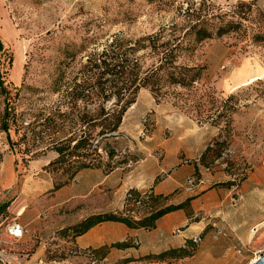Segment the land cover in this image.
I'll return each mask as SVG.
<instances>
[{"label": "rangeland", "instance_id": "rangeland-1", "mask_svg": "<svg viewBox=\"0 0 264 264\" xmlns=\"http://www.w3.org/2000/svg\"><path fill=\"white\" fill-rule=\"evenodd\" d=\"M168 1L0 0V85L8 91L5 96L0 90V161L13 159L20 175L32 163L56 162L54 149L64 147L62 165H55L57 171L52 173L67 182L80 170V163L108 171L134 162L138 153L128 145L146 140L160 125L166 126L165 131L169 127L190 129L200 135L205 146V166L230 151L226 167L221 168L231 175L227 181L235 186L231 178L238 174L251 179L245 189H232L225 218L229 223L249 221L254 224L252 232L259 225L261 228L244 244L224 231H218L222 239L215 240L221 249L235 254L237 264H249L254 253L264 250V0H208L221 9L220 14H226L225 20L241 25L222 36L213 32L200 43L185 42L187 49L175 52L176 72L196 69L192 81L186 87L168 84L167 73L159 69V91L153 93L146 87L137 92L116 137L89 141L75 153L71 150L78 135L84 132L91 137L99 130L79 125V115L87 111L93 117L101 107L109 109L114 100L105 103L93 98L71 107L64 87L59 93L54 91L55 79L62 72L64 84L79 83L86 57L101 52L111 40L122 39L126 46H133L140 38L179 24L175 9L184 7L185 0ZM179 27L176 35H182ZM170 53L166 52V68L172 65ZM134 55L143 71L157 62L148 49ZM160 60L159 56V65ZM116 92L109 89L105 95ZM5 103L11 110L7 118ZM67 138L69 148L59 144ZM107 152H112V157ZM194 160H185L190 161L186 165H193ZM120 210L121 203L113 213ZM23 240L7 245L18 257L13 264H91L90 260L95 264H185L179 262L178 255L163 262L152 256L126 263L129 258L104 259L94 253L90 259L58 241L46 247L42 256L31 259L30 250L22 247Z\"/></svg>", "mask_w": 264, "mask_h": 264}, {"label": "crops", "instance_id": "crops-1", "mask_svg": "<svg viewBox=\"0 0 264 264\" xmlns=\"http://www.w3.org/2000/svg\"><path fill=\"white\" fill-rule=\"evenodd\" d=\"M165 128L160 125L146 140L128 145L138 153L134 162L118 164L108 171L103 166L85 168L67 182H63L60 174L43 170L48 162L32 163L17 175L13 159H3L0 208L4 205L7 208L5 215L0 214V220H15L25 227L22 247L30 250L31 259L42 256L46 247L58 241L77 253L88 249L104 259L137 260L172 250L193 249L190 256L179 262L237 264L233 260L235 254L221 249L215 240L222 239L218 231L236 236L242 244L251 236L254 224L247 220L229 223L225 218L232 189H245L251 179L233 186L227 181L231 175L219 167L210 173L203 172L205 146L200 135L190 129L167 127L165 131ZM198 157H202L201 166L184 164L185 160ZM191 176L203 180L195 192L185 188V181ZM148 188L154 189L158 196V210L181 208L159 217L149 230L103 221L78 236L73 234V229L85 219L118 210L127 190ZM176 230L181 233L176 234ZM196 235L202 239L197 247L190 242ZM133 241L138 245H133Z\"/></svg>", "mask_w": 264, "mask_h": 264}, {"label": "trees", "instance_id": "trees-1", "mask_svg": "<svg viewBox=\"0 0 264 264\" xmlns=\"http://www.w3.org/2000/svg\"><path fill=\"white\" fill-rule=\"evenodd\" d=\"M167 2L169 1L159 0V3ZM175 11H177L179 15V24L173 23L171 26L162 28L153 35L140 38L133 46L129 43L127 47L122 39L115 38L111 40L109 44H106L101 52L94 53L92 56H87L83 65V77L80 79L79 83H72V85L64 84V73L62 72L55 79L53 83L54 91L59 93L64 87L65 99L68 100L67 104L71 107H74L75 103L78 101H89L93 98L105 101V103L111 98L114 100V103H112L109 109L101 107L93 117H90L87 111L79 115L77 121L79 125L82 127L92 125L99 130L95 135H91V137L84 132L78 135L74 140V145L71 147L74 153L80 149H84L89 141H100L116 137L122 124L123 116L127 109L134 104L137 92L141 88L146 87H149L153 93L159 91V69L167 73L166 77L168 79V84L186 87L192 81L194 74H196V69L186 67L183 68L182 72H176L177 69L173 65L176 60L175 52L177 53L184 48L187 49V47H184L185 42L190 44L194 42L200 43L203 40L210 39L213 32L217 36H222L241 25L240 22L225 20L226 16L224 15L226 14H220L221 9H216L208 0H185V6H180L176 8ZM178 26H180L179 29L181 28L182 35H176V32L179 31L177 29ZM188 47L190 48V45ZM144 49L150 50L151 54L157 59L156 64L146 71L142 70V66L139 64L138 59L134 57L137 51ZM1 50L2 46L0 43V51ZM166 52H171V57L169 58L172 59V65L170 68H166L164 64L167 62L168 57L166 56ZM159 56L161 59L160 65ZM88 73L90 75H88ZM192 73L193 75H190ZM0 86L2 94L7 96L8 91L6 87H4L2 83ZM109 89L116 90L117 92L105 95ZM10 111V105L5 103L4 116L6 118L9 116ZM66 115L70 117V114H64V116ZM6 118L3 123L5 128L7 127ZM5 131H7V129H5ZM74 135L75 133L73 136ZM70 139L67 138L62 140L59 144L62 143L65 145V148H69L71 143ZM54 150L58 154V160L53 163L50 162L43 167V170L48 173L57 171V168L54 166H61L63 162L62 156L64 147H57ZM107 155L112 157L113 153L107 152ZM74 157L79 158L80 155H74ZM200 158L202 160V157ZM78 168L82 170L88 168V166L86 163H80ZM6 208L7 205L2 206L0 208V214L5 215ZM180 208L181 206H177L157 210L156 213L149 218L138 222H131L113 214L93 216L85 219L76 226L73 231H75V236H78L103 221H115L126 224L132 228H144L149 230L159 217L167 212ZM118 246L122 247L121 245ZM192 250H172L154 256L159 257V261L163 262V259L166 257L178 255L181 257L179 259H182L190 256ZM151 257L152 256H147L140 258V260H150ZM131 262H133V260L126 259V263Z\"/></svg>", "mask_w": 264, "mask_h": 264}, {"label": "built area", "instance_id": "built-area-1", "mask_svg": "<svg viewBox=\"0 0 264 264\" xmlns=\"http://www.w3.org/2000/svg\"><path fill=\"white\" fill-rule=\"evenodd\" d=\"M231 155L230 151H224L218 159H215L211 165L203 166L202 170L205 173H210L214 167L225 168V159H228ZM190 161H184V164H189ZM201 158L198 157L193 161V164L200 165ZM162 176L166 177V173H162ZM245 175L238 174V176L232 177L231 180L235 183V186L244 180ZM203 183L201 177L191 176L185 181V188L187 191H195ZM158 199L154 189L148 188L142 191H135L129 189L125 192L121 202L120 213H113L115 216L121 217L131 222L142 221L149 218L156 213L155 201ZM27 231L20 223L15 220H0V264H13L17 261L18 257L12 254L8 248V244L13 245L21 241ZM179 230H176V234H180ZM202 239L199 235L193 236L190 242L193 246H197L201 243ZM133 245H137V241H133ZM82 254V253H81ZM83 255L92 259L93 252L91 250L83 251ZM91 264H95L94 260H90ZM249 264H264V250L258 251L253 254L252 260Z\"/></svg>", "mask_w": 264, "mask_h": 264}, {"label": "bare ground", "instance_id": "bare-ground-1", "mask_svg": "<svg viewBox=\"0 0 264 264\" xmlns=\"http://www.w3.org/2000/svg\"><path fill=\"white\" fill-rule=\"evenodd\" d=\"M262 225H259L255 228V230L252 232L251 234V237L254 235L255 232H257L260 228H261Z\"/></svg>", "mask_w": 264, "mask_h": 264}]
</instances>
